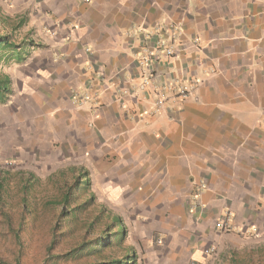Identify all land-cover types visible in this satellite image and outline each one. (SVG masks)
Instances as JSON below:
<instances>
[{
	"label": "crops",
	"instance_id": "0c3cea01",
	"mask_svg": "<svg viewBox=\"0 0 264 264\" xmlns=\"http://www.w3.org/2000/svg\"><path fill=\"white\" fill-rule=\"evenodd\" d=\"M2 19L26 55L7 72L0 148L82 171L143 264L264 246V0H0ZM170 33L177 56L141 65ZM174 80L195 89L158 107Z\"/></svg>",
	"mask_w": 264,
	"mask_h": 264
},
{
	"label": "rangeland",
	"instance_id": "374dc122",
	"mask_svg": "<svg viewBox=\"0 0 264 264\" xmlns=\"http://www.w3.org/2000/svg\"><path fill=\"white\" fill-rule=\"evenodd\" d=\"M21 28L18 22L0 20V36H9L18 46L25 42V38L19 35ZM169 35L171 41L163 42L167 47L173 42L171 33ZM14 61L13 52L0 49V73L7 75ZM61 168L56 163L48 164L38 158L27 162V156L17 157L0 148V264H85L90 259L101 261L102 257L98 255L79 260L51 259L70 251L85 236H99L105 230L107 233L115 232L113 229L108 231L110 222L103 219L94 221L101 207L106 205L100 196L96 197L93 205L79 213L76 221H71L72 232H67V225L59 228L60 211L71 208L64 206L63 195L70 188L75 191L79 197V202L74 204L77 206L88 200L93 188V182L89 181L90 185L83 184L80 190H75V175ZM108 205L106 209L110 210ZM93 221L91 229L85 225ZM54 226H57L55 231ZM18 230L20 234L16 233ZM110 237L113 244L104 249V258H122L130 254L128 238L120 243L114 234ZM53 240L54 248L48 252ZM259 247L253 241L229 245L230 249H226L227 252L213 264H264V253ZM143 261V256L138 255V264H143Z\"/></svg>",
	"mask_w": 264,
	"mask_h": 264
},
{
	"label": "trees",
	"instance_id": "16d2710c",
	"mask_svg": "<svg viewBox=\"0 0 264 264\" xmlns=\"http://www.w3.org/2000/svg\"><path fill=\"white\" fill-rule=\"evenodd\" d=\"M24 45L18 46L14 44L9 38V36H0V49L8 50L9 52H13L16 60L21 61L24 59V55H26V51L24 50ZM10 78L8 75H4L0 73V104H5L11 95V86H10ZM73 174L75 175V184L74 189L80 190L83 187V184L90 185L89 180L86 179V176L82 171L73 170ZM96 197L93 192L90 194V197L83 204L75 206L74 204L79 202V197L75 195V191H71V188L63 195V204L65 207H71L67 211L61 210L59 214V228L63 225H67V232H72V224L71 221H76L78 219V215L80 212L85 210L88 206L93 205L96 202ZM105 220L110 222L107 224V229L110 231L113 229L114 233H107L106 230L102 231L99 236H85L80 242L75 244L70 251L65 252L64 254H59L51 257V259H65V258H73L75 260L82 259L83 257H92L94 255L101 256V261H96L90 259V262H86L85 264H138V255L135 250L129 247L130 254L124 255L122 258H104L105 248L110 247L113 244L111 235H115L119 240V242H123L128 237V232L122 222V220L115 216L111 210L106 209V205L101 207L100 212L94 218V221ZM94 221L91 223H86L87 227L90 229L93 227ZM57 226H54V231ZM18 230L16 233H19ZM20 237V236H19ZM20 239V238H19ZM118 243V244H120ZM54 240L51 241V244L48 248V252H51V249L54 248ZM260 250L264 253V246L259 247Z\"/></svg>",
	"mask_w": 264,
	"mask_h": 264
},
{
	"label": "built area",
	"instance_id": "2783aa9c",
	"mask_svg": "<svg viewBox=\"0 0 264 264\" xmlns=\"http://www.w3.org/2000/svg\"><path fill=\"white\" fill-rule=\"evenodd\" d=\"M87 3L90 2V0H83ZM176 33L172 34L173 42L172 45L167 47L164 43L158 42V49L156 51H149L146 55L143 56L141 60V65H147L148 67H151L152 65L157 64L160 62V57L163 56L166 59H172L175 58L178 54V49L176 47ZM149 76H147L142 84V88L145 89L148 87L151 83L158 82V78L155 76H152V73L149 72ZM195 89L194 84H185L180 82L179 80H174L173 82H165L162 84L161 88L156 89L155 93L157 94V105L158 107H162L165 103V99L167 98V94H174L177 98L180 99H186L188 95ZM96 98V96H91L89 93H85L80 97L79 105H84L88 101H92ZM217 229L223 232H230L233 230V224L231 221V214L227 212L225 215H223L220 219L217 220Z\"/></svg>",
	"mask_w": 264,
	"mask_h": 264
}]
</instances>
